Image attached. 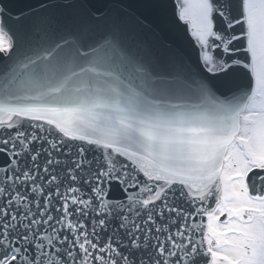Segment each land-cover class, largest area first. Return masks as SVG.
Listing matches in <instances>:
<instances>
[{
  "label": "snow or ice",
  "instance_id": "obj_1",
  "mask_svg": "<svg viewBox=\"0 0 264 264\" xmlns=\"http://www.w3.org/2000/svg\"><path fill=\"white\" fill-rule=\"evenodd\" d=\"M56 7L0 0V264H264V0H177L198 78L123 5Z\"/></svg>",
  "mask_w": 264,
  "mask_h": 264
},
{
  "label": "water",
  "instance_id": "obj_2",
  "mask_svg": "<svg viewBox=\"0 0 264 264\" xmlns=\"http://www.w3.org/2000/svg\"><path fill=\"white\" fill-rule=\"evenodd\" d=\"M121 5L132 12L134 16L142 17L146 23L151 26L149 30L145 31L138 26H135L134 21H130V23L133 24L134 31L139 33L145 41H147L153 33L158 37L162 34L169 35L167 41L164 43L162 58L167 60V58L171 56L175 60L176 65L183 66L185 69H190L193 78H198L195 74L198 71L203 72L198 59L200 49L195 38L191 36L189 25L185 22H181L187 29L186 36L190 38V44L186 39L184 32L177 26L174 15V11H176L177 7V0H173L174 6L171 4L170 0H123ZM216 26L218 30H223V25L218 18L216 20ZM236 31L238 32L239 29L237 28ZM176 33L178 34L177 38H179V41L174 36ZM243 44V41H239L235 43V46L241 48ZM154 48L160 50L158 47ZM214 54L219 55V50ZM240 58H243L242 54ZM233 83L236 87L244 88L248 85V78L242 71H237ZM110 198L112 197L110 196ZM214 204L215 200L212 199L208 201L205 206L209 210ZM205 218L206 217H204V219ZM199 219L200 218L197 217V220ZM208 260H201L199 264H207Z\"/></svg>",
  "mask_w": 264,
  "mask_h": 264
}]
</instances>
